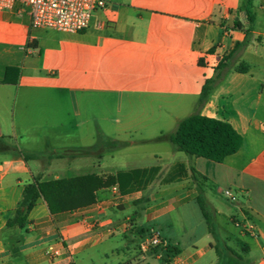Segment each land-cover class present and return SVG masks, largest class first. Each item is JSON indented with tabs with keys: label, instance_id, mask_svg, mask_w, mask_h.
<instances>
[{
	"label": "crops",
	"instance_id": "crops-1",
	"mask_svg": "<svg viewBox=\"0 0 264 264\" xmlns=\"http://www.w3.org/2000/svg\"><path fill=\"white\" fill-rule=\"evenodd\" d=\"M105 1L78 33L31 27L19 3L0 10V264H264V0H253V37L203 102L206 81L245 40L234 27L244 20L240 0ZM240 63L248 72L234 70ZM94 100L113 136L90 116ZM125 104L140 113L112 120ZM192 114L229 122L242 136L238 152L217 163L154 141ZM150 142L170 147L123 154ZM89 174H119L121 185L54 215L38 198L23 228L9 225L26 185ZM226 187L245 201H228ZM172 213L198 218L202 236L191 227L173 235ZM154 229L164 243L143 252ZM181 237L193 249L187 256Z\"/></svg>",
	"mask_w": 264,
	"mask_h": 264
},
{
	"label": "trees",
	"instance_id": "trees-1",
	"mask_svg": "<svg viewBox=\"0 0 264 264\" xmlns=\"http://www.w3.org/2000/svg\"><path fill=\"white\" fill-rule=\"evenodd\" d=\"M238 11L244 17V20L235 21L234 27L245 32V40L237 43L233 51L219 63L218 74L206 81L200 97L202 102L206 100L224 70L232 63L233 59L239 57L241 50L248 45L253 37L256 20L253 0H240ZM234 70L239 73H246L249 67L245 63H240ZM154 141H169L177 151L190 157H202L221 163L226 157L238 152L242 145V136L227 121L192 114L182 119L174 132L170 134L162 133ZM127 144L123 141H109L106 146L114 149L124 147ZM68 152L73 153V155H80L87 153V150L70 149ZM23 156L29 159L41 155L23 153ZM120 179L121 175L119 174L105 176L89 174L55 180H36L25 186L22 199L13 219L9 221V225L23 228L27 215L38 198L44 200L52 215L71 212L94 204L97 200V192L100 189L115 184L121 185ZM209 225L211 226V222Z\"/></svg>",
	"mask_w": 264,
	"mask_h": 264
},
{
	"label": "built area",
	"instance_id": "built-area-1",
	"mask_svg": "<svg viewBox=\"0 0 264 264\" xmlns=\"http://www.w3.org/2000/svg\"><path fill=\"white\" fill-rule=\"evenodd\" d=\"M16 3L27 7L31 27L68 33H78L86 29L93 13L107 6L105 0H0V10L11 9ZM220 193L232 203L238 201L237 195L230 188H221ZM234 223L238 227L242 226L237 220ZM242 227L253 232L250 225ZM163 243L161 232L154 229L140 249L147 252Z\"/></svg>",
	"mask_w": 264,
	"mask_h": 264
},
{
	"label": "rangeland",
	"instance_id": "rangeland-1",
	"mask_svg": "<svg viewBox=\"0 0 264 264\" xmlns=\"http://www.w3.org/2000/svg\"><path fill=\"white\" fill-rule=\"evenodd\" d=\"M130 107H132V109H129ZM90 116L94 118L95 120V123L96 125L98 124V126L100 127V131H105V132H111V133H108V134H111V136H113V133H112V130L111 129H106L104 127V121L102 120L103 118V107H102V102L100 100H94V103L92 104V107L90 108ZM115 111H113L111 109V115H110V118L113 120V119H119L120 122L123 121L125 118L124 116H129V117H133L134 115H137L139 114V106H137L136 104H133V105H128V104H125L123 109H122V112L119 114V113H114ZM108 115V113H107ZM124 118V119H123ZM98 128L95 129L96 131V134H97V131H99ZM111 130V131H109ZM144 132H148L147 134H145L144 136H149L147 138H151V134L150 131H146L144 130ZM123 139H126V140H138L139 138V135H135L134 137H130L129 135H123ZM131 148L130 149H125V151L123 152L124 155H132V154H135L136 152H140V151H152V149H155V148H166V147H170V144L168 143H161V144H158V143H155V142H150V143H146V144H133L130 146ZM226 188H230L232 189V191H234V193L237 195L238 199L242 202L245 201V197L242 193H240L238 191V189H236L235 187H226ZM158 201L154 202L152 201L151 203H146L144 206L145 208H148L150 206H153L155 205ZM139 213L142 214L143 213V210L140 209L139 210ZM130 214L129 211H125L121 214V216H126ZM173 218L174 219V224H173V229H172V234L173 235H180V236H183L184 235V231H188L191 228H193V232L198 236V238H200L204 232V225L202 223H200L199 219L198 218H192L189 222H183V221H180L178 222L177 221V217H176V213H172L170 215V218ZM166 222V219L162 221L163 224H165ZM180 243H181V250L183 252V255L184 256H187L189 253H191L193 251V249L190 247V240L189 238H183L181 237L180 238ZM150 264H159L160 262L154 258L152 259H148L147 260ZM144 264H147L145 263V261H143Z\"/></svg>",
	"mask_w": 264,
	"mask_h": 264
}]
</instances>
